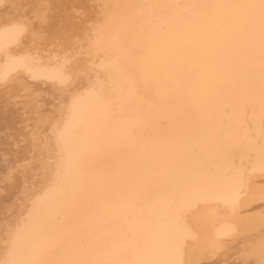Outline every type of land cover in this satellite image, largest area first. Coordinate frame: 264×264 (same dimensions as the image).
<instances>
[{"label": "bare ground", "instance_id": "1", "mask_svg": "<svg viewBox=\"0 0 264 264\" xmlns=\"http://www.w3.org/2000/svg\"><path fill=\"white\" fill-rule=\"evenodd\" d=\"M121 49L137 88L97 125L94 65ZM74 97L66 184L92 177L66 217L39 161ZM0 264H264V0H3Z\"/></svg>", "mask_w": 264, "mask_h": 264}, {"label": "snow or ice", "instance_id": "2", "mask_svg": "<svg viewBox=\"0 0 264 264\" xmlns=\"http://www.w3.org/2000/svg\"><path fill=\"white\" fill-rule=\"evenodd\" d=\"M0 3H3V0H0ZM105 7L106 5H93V9L98 13ZM104 32L105 26H101L97 30L96 47L102 44ZM24 66L28 67L27 64ZM94 67L98 69V74L95 82L88 87L87 96L91 101L89 107L96 117L97 125H99L115 107H122L128 102L135 93L137 82L127 65L123 63L122 49L117 55L107 60H101L99 65H94ZM99 73H103L104 76L101 77ZM65 110L68 115L63 127H57L55 121H50L48 126L53 130L52 133L41 132L47 143L39 161L42 173L39 179L42 184L54 182L61 200L66 202L65 214L67 217L75 211L74 201L78 198L81 188L91 179L92 172L88 168L81 170L77 183L71 188L67 187L68 172L79 162V154L76 153L69 157L67 150L71 138L84 120L86 108L83 98H72L67 103ZM89 148L97 160H102L111 150L112 145L103 135H94ZM193 166L197 167L198 164ZM184 183L185 205L190 206L196 200L207 195L193 178H189Z\"/></svg>", "mask_w": 264, "mask_h": 264}]
</instances>
